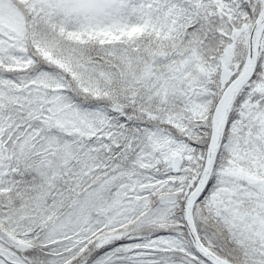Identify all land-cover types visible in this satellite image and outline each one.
I'll list each match as a JSON object with an SVG mask.
<instances>
[{
    "label": "snow or ice",
    "instance_id": "6c2138e0",
    "mask_svg": "<svg viewBox=\"0 0 264 264\" xmlns=\"http://www.w3.org/2000/svg\"><path fill=\"white\" fill-rule=\"evenodd\" d=\"M0 264H264V0H0Z\"/></svg>",
    "mask_w": 264,
    "mask_h": 264
}]
</instances>
